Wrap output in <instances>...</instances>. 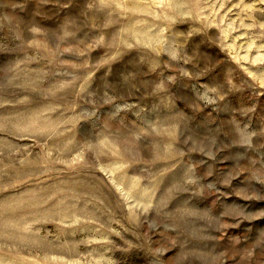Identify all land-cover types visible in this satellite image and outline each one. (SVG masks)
Returning <instances> with one entry per match:
<instances>
[{
    "label": "rangeland",
    "instance_id": "1",
    "mask_svg": "<svg viewBox=\"0 0 264 264\" xmlns=\"http://www.w3.org/2000/svg\"><path fill=\"white\" fill-rule=\"evenodd\" d=\"M0 264H264V0H0Z\"/></svg>",
    "mask_w": 264,
    "mask_h": 264
}]
</instances>
